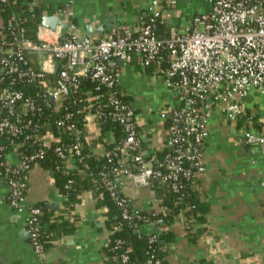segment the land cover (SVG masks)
Returning <instances> with one entry per match:
<instances>
[{
    "label": "built area",
    "instance_id": "1",
    "mask_svg": "<svg viewBox=\"0 0 264 264\" xmlns=\"http://www.w3.org/2000/svg\"><path fill=\"white\" fill-rule=\"evenodd\" d=\"M207 1L208 11L177 27L165 11L174 9L178 0H152L154 9L138 27L114 26L102 35H82L66 17L65 35L60 26L53 30L40 23L36 39L21 35L8 42L0 20V140H7L0 145V155L9 202L27 213L30 242L39 257L44 253L37 226L42 207L24 203L29 170L41 164L49 150L64 161L65 169L83 160L78 116L85 128L92 121L100 129L104 124L121 129L119 140L109 130L106 141L113 144L103 155L107 165L100 179L123 218L143 220L140 228L155 226L147 233L150 242L165 229L163 216L169 210L153 186L179 190L182 179L197 181L205 174L213 111L222 110L228 120L245 117L253 123L245 98L251 91L264 95V0ZM68 6L62 11L65 16ZM136 56L163 79L174 97L159 111L165 124L160 156H147L137 107L118 84L117 62L128 63ZM243 141L264 151V122L248 125ZM12 152L15 163L8 160ZM126 177L154 190L150 209L132 205L123 190ZM122 244L120 239L116 247ZM129 260V249L118 255L119 264ZM142 264L166 263L162 256L151 254Z\"/></svg>",
    "mask_w": 264,
    "mask_h": 264
},
{
    "label": "crops",
    "instance_id": "2",
    "mask_svg": "<svg viewBox=\"0 0 264 264\" xmlns=\"http://www.w3.org/2000/svg\"><path fill=\"white\" fill-rule=\"evenodd\" d=\"M48 7L68 6L67 16L84 33L87 24L97 27L115 17V26L138 27L154 9L152 0H32ZM207 0H178L174 9L165 11L169 22L182 27L208 11ZM106 30L105 32H107ZM98 34V33H95ZM119 87L137 107V120L148 157L163 152L165 124L159 111L174 102L163 79L144 67L136 56L131 62H117ZM253 123L245 117L228 120L215 109L209 119L210 136L205 147L206 172L197 180L199 199L205 207L203 220H195L190 233L186 217L177 216L169 228L173 240L165 242L161 255L166 264H264V151L243 141L246 127L264 122V95L251 91L245 98ZM85 128V127H84ZM101 130V135H99ZM85 143L103 156L108 146L109 130L90 122L85 128ZM16 162L15 153L8 155ZM72 167L75 164L71 163ZM124 193L135 208L148 210L154 190L134 184L126 177ZM9 187L0 180V264H106L103 247L111 234L106 227V210L97 206L92 190L82 191L72 213L78 217L75 232L61 237L39 257L30 242L26 212H18L9 202ZM53 171L42 164L29 170V183L24 203L49 204L55 215L64 209ZM57 203L56 208L52 206ZM155 230L143 225L142 233Z\"/></svg>",
    "mask_w": 264,
    "mask_h": 264
},
{
    "label": "trees",
    "instance_id": "3",
    "mask_svg": "<svg viewBox=\"0 0 264 264\" xmlns=\"http://www.w3.org/2000/svg\"><path fill=\"white\" fill-rule=\"evenodd\" d=\"M63 8H45L42 4H33L32 0L0 1V20L3 23L2 34L8 42L13 41L15 36L20 37L21 35L36 39L37 28L42 23L44 15L61 13ZM9 21H12V26L8 25ZM16 85L21 87L19 83ZM102 129L104 132L111 129L116 140L120 139L121 129L119 127H109L104 124ZM77 130L79 131L78 140L82 142L84 155L82 161H77L74 167L65 169L64 161L58 158L52 150H49L46 157L41 159V164L53 171L56 185L60 193L66 198L64 209L60 210L58 215H55V210L52 209L51 205L39 204L42 207V212L38 215L37 220L38 240L42 244L44 252L52 248L57 239L75 232L78 217L72 213V209L79 200V194L85 190L94 192L97 206L106 210V227L114 230L103 247L106 264H119L118 255L127 249H129L130 255L128 264H142L151 254L162 256L161 254L165 252V242L173 240V232L169 226L177 216L186 217L187 229L190 233H193L191 230L194 221L203 220L206 211L199 199L197 181L182 179L183 187L179 190L171 189L168 186L163 188L158 186V183L154 184L155 192L161 196L162 204L166 205L169 210L163 216L165 229L159 231L156 241L150 242L148 234L140 231L143 220L134 218L130 221L123 218L122 210L112 199L109 190L100 179L99 174L101 170L105 169L107 160L104 156L91 151L90 147L86 145V131L79 116ZM4 142H7L6 138L0 140V145ZM112 144L109 143L108 146L111 147ZM0 154L3 155V152L0 151ZM161 154L162 152H159L156 155L160 156ZM3 162L4 157L0 155V180L5 182L7 176L5 175ZM11 176L13 175L11 174ZM21 177H23V174ZM139 213L153 218L147 211H139ZM118 225L119 227L116 228ZM120 239L123 244L121 247H116L117 241Z\"/></svg>",
    "mask_w": 264,
    "mask_h": 264
},
{
    "label": "water",
    "instance_id": "4",
    "mask_svg": "<svg viewBox=\"0 0 264 264\" xmlns=\"http://www.w3.org/2000/svg\"><path fill=\"white\" fill-rule=\"evenodd\" d=\"M42 23L46 27L51 28L53 30H55L58 26H60L62 35H65L66 29L68 26L67 23L64 22L63 19L59 15H56V14L44 15L42 19ZM114 26H115V17L112 15H109L108 19L103 24H100L97 27H93L92 24H87L85 32L82 33L81 31H79V33H81L82 35H87V34L93 35L95 33L102 35L106 30H111ZM52 206L56 208L57 203H53Z\"/></svg>",
    "mask_w": 264,
    "mask_h": 264
}]
</instances>
